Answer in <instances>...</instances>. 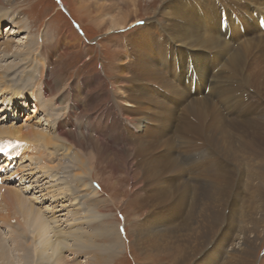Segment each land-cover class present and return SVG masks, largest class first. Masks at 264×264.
Segmentation results:
<instances>
[{"label": "bare ground", "instance_id": "obj_1", "mask_svg": "<svg viewBox=\"0 0 264 264\" xmlns=\"http://www.w3.org/2000/svg\"><path fill=\"white\" fill-rule=\"evenodd\" d=\"M138 2L106 0L107 11H116L110 28H124ZM148 2L158 4L143 27L125 38L128 54L120 60L116 79L122 89L112 93L105 111L78 124L71 120L70 105L53 132H42L40 120L23 127L0 124V144L11 145L0 155V225L8 229L4 236L0 231V264H111L121 253L114 220L104 215L96 221L91 213L102 211L106 201L95 198L101 190L91 189L95 185L88 180L100 153L107 162L125 156L126 169L138 181L148 211L131 232L132 244L143 256L163 252L173 264H255L264 238V30L258 27V20L264 21V0ZM4 28L13 33L16 23L9 20ZM25 64L8 65L4 74L27 84L32 91L23 98L37 102L42 91L36 96L34 73L39 70ZM42 72L39 83L46 96L52 83ZM19 87L0 86V98L9 96L3 100L9 103L7 113L24 101ZM81 94L87 105L95 99ZM46 103L36 110L52 113L51 106L44 109ZM72 122L74 130L91 134L85 140L91 141L94 154L84 152ZM61 136L82 152L69 158L71 147ZM61 149L69 158L63 164L61 158L54 160ZM23 159L29 160L28 170L18 167ZM60 170L66 176L63 186L42 187L58 186L54 173ZM29 171L41 174L31 184L20 177ZM15 180L21 188H7ZM72 186L87 195L74 196ZM47 193L54 203L66 198L69 204L63 207H72L61 215L66 217L61 225L60 215L54 216L60 212L56 205L34 203L46 200Z\"/></svg>", "mask_w": 264, "mask_h": 264}, {"label": "rangeland", "instance_id": "obj_2", "mask_svg": "<svg viewBox=\"0 0 264 264\" xmlns=\"http://www.w3.org/2000/svg\"><path fill=\"white\" fill-rule=\"evenodd\" d=\"M118 3H121V0H118ZM157 4L155 2V4L151 5L148 0H139L137 13H131V18L125 24L126 26L124 28H116L115 30V28H110V16L115 14L116 11H107L106 0H0V83L3 80L5 82V85L0 84V86L10 85L11 89L21 86L18 88L20 91H24L21 93V98L26 93L30 94L32 89L30 87L27 88V84L24 82L21 83V80L18 78L11 79V74L5 75L8 65L26 61L25 66L27 68L34 66L39 70L34 73V79L38 82L37 86L35 85L37 92L34 91L36 96L39 95L38 91H42L37 102L29 96V100L23 98L24 101H21L19 104H14V107L11 109V112L13 111L12 114L6 111V109H9V107L7 108L9 105L8 101V104L3 103V100H8L9 96H2L0 98V109L2 108L3 111L0 110V120H2L0 124L4 125L3 123L7 120L6 123L10 128L15 124L23 127L27 124L37 123V120H40L41 123H37V125H41L40 129L42 132H49L50 130L53 132L55 123L61 118V114L68 111L70 105L73 107V115L75 116L71 115V120L76 118L78 124L85 121L91 113L105 111L110 100L112 101V93L119 88L116 83L120 74L119 72H121L122 62L120 60L128 54L125 46V38L135 31V29L143 27L144 23L151 16L149 15L150 11ZM95 6H101V8L96 9ZM117 6L120 7V5ZM9 20L12 23H16V29L12 31L13 33L5 32L7 28H4V25ZM69 38H74L75 41L69 40ZM47 65L51 69L47 68ZM13 71L18 72L17 70ZM40 71H43L42 74L44 76L51 77L50 83L52 84L51 87H47V92H49L46 96H41V93H44L41 86L42 79L40 78ZM1 73L5 74L3 75ZM27 76H33L31 71L27 72ZM88 80H94L92 82L93 84L87 85ZM39 82H41V85ZM16 83H20L21 85L17 86ZM32 85L30 84L29 86ZM23 87L25 89H22ZM86 87H88V90L85 91ZM59 88L61 89L59 90ZM120 88L122 89V87ZM63 90L65 91L61 93ZM78 92L79 94H77ZM80 92L92 94L95 96V99H93L91 104L87 105L84 103V95ZM57 98H60V100ZM39 101L42 102L40 103ZM44 102H47V106L44 109L51 106L52 113L51 110H46L47 113H44L43 108L38 109V111L36 110V106H41ZM27 103L28 109L25 108L27 107ZM8 114H10L9 118L7 116ZM75 124V122H72L71 130L80 136L78 139L81 138L80 140L83 142V147H85L83 149L84 152L94 154L95 149L90 144L91 141L87 142L85 140L88 139V135L91 138V134L84 131V129L81 131L74 130L72 126ZM64 131L66 132V129H63L61 132ZM59 140L62 143L69 144L63 136L59 137ZM69 146L72 150V152H68V155H70L69 158H72L73 152L76 150L82 152V149L74 145L69 144ZM61 150L54 157V160L57 162L61 158L60 162L63 164L65 162L64 160H69V158L64 156L66 151L64 149ZM24 160L19 163L18 167L21 169L23 165H26L25 170H28L29 160L25 163L23 162ZM106 160V154L104 153L95 156L92 165H90L91 168L93 167L90 171V178L87 179L90 181V185H95H92L93 187L91 189L96 188L101 190L100 196L95 198L108 202L106 203L104 201L105 206L102 207L104 211L93 210L91 212L95 214L94 216H97V219L95 217L94 220H103L105 215L112 219L110 221L114 220L112 223L118 228L119 239L121 241V253L112 260L111 264H173L170 256L163 252L160 255L146 257L138 252L132 244V228H134V225L138 221L144 218L145 213L148 211V205L142 201L143 193L140 189H137L138 181H136V177H132L131 172L126 169L128 163L126 162L125 156L120 157L117 155L111 162H107ZM30 172L28 174H24L23 172V175L20 173V177L24 182H30L31 184L34 182L36 176H40L41 174L36 175L35 171L31 172L30 175ZM62 172L63 170H60L58 174L54 173L59 184L58 186L50 187L49 185H42V187L48 188L49 191L63 186L60 182L66 181V176ZM19 183L15 180L13 183H8L12 187L7 188L15 187L20 189L21 185ZM32 186L28 187L31 188ZM20 192L22 191L20 190ZM86 193L87 190L83 191L80 187L74 188L72 186V194H75L74 196L81 198L83 195H87ZM49 196H52V193L45 195L46 200L39 199V201H34V203L38 207L44 208H51L56 205L54 207L55 210L60 212L54 216L58 217L60 215L58 220L61 225V220L66 218L61 215L66 214L65 211L72 210V207H63L69 204L66 198L62 200L58 198V201L54 203V199L50 200ZM40 200L44 202L40 204ZM38 202L39 204H37ZM11 207L8 209L11 210ZM84 209L87 210L86 208ZM45 215L49 216V213H45ZM0 226H2L0 227V231L5 232L2 235H6L8 229L4 228L3 225ZM107 230L114 231L113 227H109ZM16 244H22V242ZM101 246L100 244L98 248L102 249ZM91 251L95 253V250L91 249ZM1 253H4V251H0ZM99 254L100 251H98ZM75 258H79V256H75ZM20 263L22 264V262ZM254 263L264 264V238L257 249Z\"/></svg>", "mask_w": 264, "mask_h": 264}, {"label": "snow or ice", "instance_id": "obj_3", "mask_svg": "<svg viewBox=\"0 0 264 264\" xmlns=\"http://www.w3.org/2000/svg\"><path fill=\"white\" fill-rule=\"evenodd\" d=\"M9 147L8 143L5 142L2 146H0V153H7V148Z\"/></svg>", "mask_w": 264, "mask_h": 264}]
</instances>
